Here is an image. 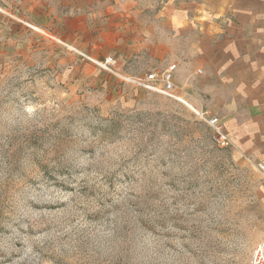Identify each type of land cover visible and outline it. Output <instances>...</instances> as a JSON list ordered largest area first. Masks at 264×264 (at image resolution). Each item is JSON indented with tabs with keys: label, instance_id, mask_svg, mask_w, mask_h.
Masks as SVG:
<instances>
[{
	"label": "rangeland",
	"instance_id": "374dc122",
	"mask_svg": "<svg viewBox=\"0 0 264 264\" xmlns=\"http://www.w3.org/2000/svg\"><path fill=\"white\" fill-rule=\"evenodd\" d=\"M0 7V264H250L264 179L203 115L239 108L243 144L264 143L245 116L264 102V0H156L191 12L174 63L192 106Z\"/></svg>",
	"mask_w": 264,
	"mask_h": 264
},
{
	"label": "crops",
	"instance_id": "0c3cea01",
	"mask_svg": "<svg viewBox=\"0 0 264 264\" xmlns=\"http://www.w3.org/2000/svg\"><path fill=\"white\" fill-rule=\"evenodd\" d=\"M1 1L9 2L17 16H26L31 24L42 29L48 49H64L69 44L97 59L113 56L117 59L119 71L136 78L143 77L142 71L163 70L175 64L178 60L179 17L191 15L187 10L157 9L156 0ZM165 17L169 18L168 24L163 19ZM32 35L34 39V32ZM181 67L182 63H178L176 72ZM178 75L185 77L181 72ZM192 92L186 89L183 94L193 100ZM228 109H224L225 112L220 110L219 114L226 124V131L233 130L234 146L239 149L238 145H242L249 160L264 159V149L259 147L264 144L263 131L251 132L250 144H243L241 130L247 124L236 110L239 108ZM245 110L250 128L264 129V102L252 103Z\"/></svg>",
	"mask_w": 264,
	"mask_h": 264
},
{
	"label": "built area",
	"instance_id": "2783aa9c",
	"mask_svg": "<svg viewBox=\"0 0 264 264\" xmlns=\"http://www.w3.org/2000/svg\"><path fill=\"white\" fill-rule=\"evenodd\" d=\"M93 62L111 72H114V67L117 64V60L113 56H106L102 59H93ZM176 68V64H171L164 70H152L147 72L143 77L133 78V81L139 86H142L148 90L159 92L168 97L186 102L182 96L176 93ZM203 117L213 128L218 142L223 145L232 143L231 137L227 133L224 123L218 116L214 115L206 117L203 115ZM252 162L254 163L256 170L264 179V159L255 160ZM250 264H264V242L256 246Z\"/></svg>",
	"mask_w": 264,
	"mask_h": 264
}]
</instances>
